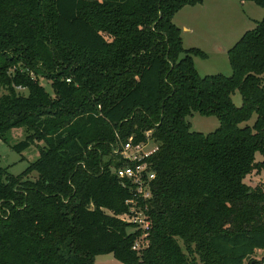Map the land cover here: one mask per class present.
<instances>
[{"label": "trees", "instance_id": "obj_1", "mask_svg": "<svg viewBox=\"0 0 264 264\" xmlns=\"http://www.w3.org/2000/svg\"><path fill=\"white\" fill-rule=\"evenodd\" d=\"M202 1L0 0V138L25 127L18 152L31 133L44 140L21 172L0 166V264H98L108 252L125 264H259L264 191L245 178L264 168V16L228 48L230 75H203L194 55L206 52L186 48L173 21ZM193 111L219 126L191 129ZM150 129L143 198L114 171L136 162L113 148L117 132L138 142ZM130 198L147 229L121 217Z\"/></svg>", "mask_w": 264, "mask_h": 264}, {"label": "rangeland", "instance_id": "obj_2", "mask_svg": "<svg viewBox=\"0 0 264 264\" xmlns=\"http://www.w3.org/2000/svg\"><path fill=\"white\" fill-rule=\"evenodd\" d=\"M221 0H206L204 4H188L179 9L173 21L181 28V35L183 43L186 48L197 46L206 52L205 56L195 55V63L197 69L201 74H212L223 72L231 74L232 68L228 57V52L223 46L229 48L240 37L239 34L243 30L253 28L254 18L260 19L264 13V7L254 0H244V12H238L242 6H239L240 0H230L231 5L224 6ZM228 3V2H227ZM238 5V7H237ZM236 6V7H235ZM243 13V14H241ZM249 15V16H247ZM184 24L192 25L194 31H189L184 28ZM17 66L23 67L22 62H17ZM14 65L10 71L16 69ZM40 82L46 86L52 94H54L52 87V78L46 75H38ZM20 92L27 93L28 88L23 86L16 87ZM5 88H1L0 94L5 92ZM233 100L237 105L242 104V95L239 89L232 94ZM257 114L254 113L248 120L242 121L240 125L252 124L256 119ZM191 122V129L208 133L219 126L220 120L215 114L204 115L198 111H193L188 115ZM10 142H6L0 138V166H7L9 171L13 173L21 172L30 161L34 160L39 155V147L44 145V140L39 137H34L32 133L29 137L30 146L25 148L22 152H18L11 148V143L17 142L26 136L25 127H14L10 130ZM11 136V137H10ZM156 146L152 141H149L147 147ZM121 156V154H119ZM264 156L258 151L256 159H263ZM36 172L31 173L35 177ZM245 181L252 187H260L264 191V168L254 169L249 173ZM182 243V240L180 239ZM253 258L262 261L264 259V249L256 250ZM95 261L98 264H114L118 261L112 252L101 253L95 256ZM259 262V263H260ZM143 264V263H137Z\"/></svg>", "mask_w": 264, "mask_h": 264}, {"label": "built area", "instance_id": "obj_3", "mask_svg": "<svg viewBox=\"0 0 264 264\" xmlns=\"http://www.w3.org/2000/svg\"><path fill=\"white\" fill-rule=\"evenodd\" d=\"M117 135V142L114 144L113 151L127 161L136 162L135 165L125 164L114 167V171L120 180L125 183H130V187L134 191L136 196L148 198L152 195L150 187V179L154 178L155 172L150 170L149 161L146 159L149 155L155 152L157 145L151 148L145 147L152 141L156 144L155 139L151 136V129L146 131L147 138L143 141L134 142L133 136H130L126 141H123L119 135ZM135 198H130L127 202L131 203L129 212L121 214L123 219L135 221L145 229L149 226V220L144 210L137 206ZM139 246V242L137 243ZM264 264V259L261 263Z\"/></svg>", "mask_w": 264, "mask_h": 264}, {"label": "crops", "instance_id": "obj_4", "mask_svg": "<svg viewBox=\"0 0 264 264\" xmlns=\"http://www.w3.org/2000/svg\"><path fill=\"white\" fill-rule=\"evenodd\" d=\"M204 2H206V0H203L202 2H200V3H197V4H204ZM222 4H225L224 6L226 7L227 5H231V1L230 0H221L220 1ZM228 2V3H227ZM244 0H240V2H239V6L241 7L242 6V8L241 9H238V12L240 13V12H244V13H246V11L245 10H243L244 8H243V5H244ZM196 5V4H195ZM236 7V6H235ZM237 7H238V5H237ZM183 8V7H182ZM181 8V9H182ZM241 14H243V13H241ZM247 14V13H246ZM247 16H249V15H247ZM264 16V13H263V15H262V17ZM253 17V20H254V25L256 26V24H257V21L258 20H260V19H256V18H254V16H252ZM249 18H250V16H249ZM254 26V27H255ZM184 28L186 29V30H189V31H194V29H193V26L192 25H188V24H184ZM246 31V29L245 30H243V32H241L240 34H239V36H241L244 32ZM240 37H237V38H235V39H239ZM236 40V41H237ZM227 51H228V48H227V46H223ZM195 56V55H194ZM195 60V59H194ZM196 64V63H195ZM8 166V165H7ZM257 250H262V248H259V249H257ZM117 259V258H116ZM118 260V259H117ZM114 264H125V263H123V262H121L120 260H118V261H115V263Z\"/></svg>", "mask_w": 264, "mask_h": 264}]
</instances>
